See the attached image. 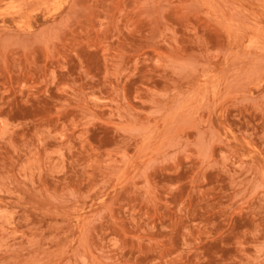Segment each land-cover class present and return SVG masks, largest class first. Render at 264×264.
I'll return each mask as SVG.
<instances>
[{
    "label": "rangeland",
    "instance_id": "obj_1",
    "mask_svg": "<svg viewBox=\"0 0 264 264\" xmlns=\"http://www.w3.org/2000/svg\"><path fill=\"white\" fill-rule=\"evenodd\" d=\"M0 264H264V0H0Z\"/></svg>",
    "mask_w": 264,
    "mask_h": 264
}]
</instances>
